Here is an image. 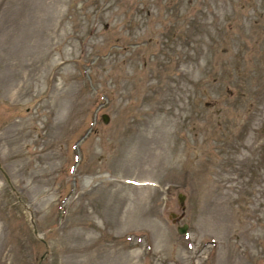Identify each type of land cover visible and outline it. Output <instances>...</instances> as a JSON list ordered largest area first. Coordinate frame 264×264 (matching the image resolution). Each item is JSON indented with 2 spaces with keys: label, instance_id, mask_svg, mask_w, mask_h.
Listing matches in <instances>:
<instances>
[{
  "label": "rangeland",
  "instance_id": "374dc122",
  "mask_svg": "<svg viewBox=\"0 0 264 264\" xmlns=\"http://www.w3.org/2000/svg\"><path fill=\"white\" fill-rule=\"evenodd\" d=\"M0 164V264H264V0H0Z\"/></svg>",
  "mask_w": 264,
  "mask_h": 264
},
{
  "label": "water",
  "instance_id": "95a60500",
  "mask_svg": "<svg viewBox=\"0 0 264 264\" xmlns=\"http://www.w3.org/2000/svg\"><path fill=\"white\" fill-rule=\"evenodd\" d=\"M102 117H103L105 122H107L109 120V115L107 113H103ZM0 167H1V164H0ZM180 199L182 200V202L184 201V196L182 194H180ZM187 226H188L187 223H184L182 226H180L178 228L179 232H184L186 230Z\"/></svg>",
  "mask_w": 264,
  "mask_h": 264
}]
</instances>
